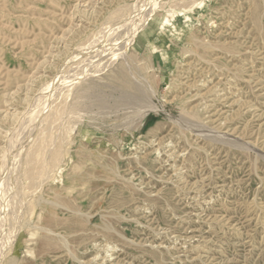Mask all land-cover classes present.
<instances>
[{"label": "rangeland", "instance_id": "rangeland-1", "mask_svg": "<svg viewBox=\"0 0 264 264\" xmlns=\"http://www.w3.org/2000/svg\"><path fill=\"white\" fill-rule=\"evenodd\" d=\"M0 264H264V0H0Z\"/></svg>", "mask_w": 264, "mask_h": 264}, {"label": "bare ground", "instance_id": "bare-ground-1", "mask_svg": "<svg viewBox=\"0 0 264 264\" xmlns=\"http://www.w3.org/2000/svg\"><path fill=\"white\" fill-rule=\"evenodd\" d=\"M167 22V21H166ZM123 72V71H122ZM121 77H124V74L121 75ZM126 84L129 85V82L127 80H124Z\"/></svg>", "mask_w": 264, "mask_h": 264}]
</instances>
